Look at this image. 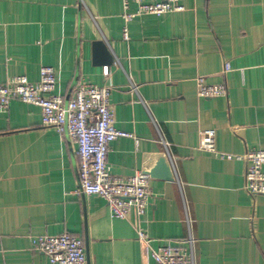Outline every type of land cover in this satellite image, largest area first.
<instances>
[{
    "label": "crops",
    "instance_id": "0c3cea01",
    "mask_svg": "<svg viewBox=\"0 0 264 264\" xmlns=\"http://www.w3.org/2000/svg\"><path fill=\"white\" fill-rule=\"evenodd\" d=\"M181 4L134 17L125 40L121 0H0V84L21 74L36 82L49 65L64 100L78 82L110 85L114 126L138 140L109 144L110 172L140 171L143 153L165 151L161 133L176 174L148 178L140 218L134 209L115 218L102 198L79 192L76 143L42 126L39 106L11 100L0 112V264H49L29 237L62 232L83 240L86 264H153L150 248L189 235L195 264H264V195L245 190L246 161L199 148L200 130L213 129L217 150L264 151V0ZM100 39L111 64L93 61ZM197 76L226 94L197 96Z\"/></svg>",
    "mask_w": 264,
    "mask_h": 264
},
{
    "label": "built area",
    "instance_id": "2783aa9c",
    "mask_svg": "<svg viewBox=\"0 0 264 264\" xmlns=\"http://www.w3.org/2000/svg\"><path fill=\"white\" fill-rule=\"evenodd\" d=\"M123 20L122 36L127 40V24L134 17L162 14L184 9L181 0H121ZM131 4L134 9L130 10ZM96 18V17H95ZM229 70V64L224 65ZM103 74L109 70L103 66ZM56 77L54 68L43 65L39 69V79L31 82L25 74L14 76L0 84V112H5L9 103L17 99L40 107L42 126L52 127L66 134L77 145V175L79 192L95 195L108 205L115 218H127L134 209L140 218L148 205L151 189L148 176L135 171L130 176H115L107 163L109 144L117 138H137L130 132L114 126L113 112L109 105L110 85H96L78 82L72 96L65 101L54 93ZM196 94L202 98L224 96L226 86L223 83L207 84L203 77L195 78ZM199 148L213 153L221 159H244V188L251 195H264V151L247 150L243 155L217 150L214 143V130L199 132ZM159 143L172 159L170 143L159 134ZM32 249L46 255L49 264H86L83 240L68 232L59 234H41L30 236ZM136 238L142 246H148L150 238L138 225ZM194 239L191 235L182 240L166 239L156 248H150L153 264H195L193 257Z\"/></svg>",
    "mask_w": 264,
    "mask_h": 264
},
{
    "label": "water",
    "instance_id": "95a60500",
    "mask_svg": "<svg viewBox=\"0 0 264 264\" xmlns=\"http://www.w3.org/2000/svg\"><path fill=\"white\" fill-rule=\"evenodd\" d=\"M93 61L96 64H111L113 63V56L104 40H95L92 42ZM68 99H65L67 101ZM140 172L145 174L150 179L174 181L176 174L173 163L166 151L147 152L142 155V165ZM79 181V178H78ZM86 245V241H85ZM86 253V262L88 263V256Z\"/></svg>",
    "mask_w": 264,
    "mask_h": 264
}]
</instances>
